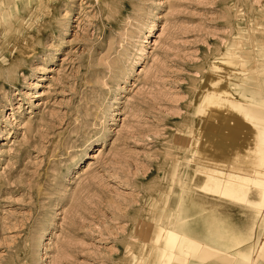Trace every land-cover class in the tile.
Instances as JSON below:
<instances>
[{"label":"rangeland","instance_id":"rangeland-1","mask_svg":"<svg viewBox=\"0 0 264 264\" xmlns=\"http://www.w3.org/2000/svg\"><path fill=\"white\" fill-rule=\"evenodd\" d=\"M263 102L264 0H0V264H264Z\"/></svg>","mask_w":264,"mask_h":264},{"label":"bare ground","instance_id":"bare-ground-1","mask_svg":"<svg viewBox=\"0 0 264 264\" xmlns=\"http://www.w3.org/2000/svg\"><path fill=\"white\" fill-rule=\"evenodd\" d=\"M8 66V65H7ZM224 94V93H223ZM256 94H258V93H256ZM209 95V94H208ZM211 95V94H210ZM209 95V96H210ZM214 95V94H213ZM223 98V97H222ZM225 98V97H224ZM221 99V98H220ZM235 99V98H234ZM238 100V99H237ZM224 101V100H223ZM227 101V100H226ZM237 102V101H236ZM253 102V101H252ZM264 103V102H263ZM236 103H234V105H235ZM237 105V104H236ZM249 106H250V104H249ZM253 106V105H252ZM221 107V106H220ZM235 107V106H234ZM233 107V108H234ZM242 107H244V106H242ZM238 108V107H237ZM255 108V107H254ZM223 109L224 110H231L232 109V105H231V103H224V107H223ZM240 109H242V108H240ZM248 109V108H247ZM264 110V109H263ZM253 111H254V109H253ZM260 114H263V113H260ZM253 115V114H252ZM257 116V115H256ZM260 115H258V117H259ZM263 116H264V114H263ZM257 117V118H258ZM261 117V116H260ZM261 119H262V117H261ZM263 119H264V117H263ZM212 120V119H211ZM259 120V119H258ZM214 121H216V120H214ZM261 121V120H260ZM255 122H256V120H255ZM180 221H182V220H180ZM208 252H209V250H208ZM207 254V253H206ZM189 262V261H188ZM251 263V262H250Z\"/></svg>","mask_w":264,"mask_h":264}]
</instances>
